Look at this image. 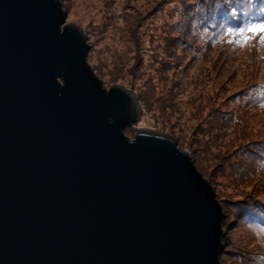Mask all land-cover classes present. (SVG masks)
Returning a JSON list of instances; mask_svg holds the SVG:
<instances>
[{
  "label": "water",
  "instance_id": "95a60500",
  "mask_svg": "<svg viewBox=\"0 0 264 264\" xmlns=\"http://www.w3.org/2000/svg\"><path fill=\"white\" fill-rule=\"evenodd\" d=\"M60 0H0V264H220L225 216L169 135L124 134Z\"/></svg>",
  "mask_w": 264,
  "mask_h": 264
},
{
  "label": "rangeland",
  "instance_id": "374dc122",
  "mask_svg": "<svg viewBox=\"0 0 264 264\" xmlns=\"http://www.w3.org/2000/svg\"><path fill=\"white\" fill-rule=\"evenodd\" d=\"M197 1L60 3L66 24L85 33L103 86L136 97L141 117L125 136L169 135L210 182L225 216L220 264H264L263 229L237 215L238 203L264 209V44L212 42L194 29L184 38L185 11Z\"/></svg>",
  "mask_w": 264,
  "mask_h": 264
},
{
  "label": "trees",
  "instance_id": "16d2710c",
  "mask_svg": "<svg viewBox=\"0 0 264 264\" xmlns=\"http://www.w3.org/2000/svg\"><path fill=\"white\" fill-rule=\"evenodd\" d=\"M185 14L189 18L183 26L185 29L182 33L184 38L190 35L188 29L191 32L194 29L199 30L206 36V39L212 42L219 43L222 40L231 39V37L236 42H241L244 37L238 34L229 36L227 29L233 28L238 32L251 24L264 22V0H198L194 9L186 10ZM251 41H255V44H262L260 37ZM255 47L260 48L257 45ZM259 91L263 94V88ZM262 151L263 146L260 153ZM237 206L239 219L250 221L251 224H258L264 231V209L260 207V204L246 206L244 203H238Z\"/></svg>",
  "mask_w": 264,
  "mask_h": 264
},
{
  "label": "snow or ice",
  "instance_id": "6c2138e0",
  "mask_svg": "<svg viewBox=\"0 0 264 264\" xmlns=\"http://www.w3.org/2000/svg\"><path fill=\"white\" fill-rule=\"evenodd\" d=\"M227 32H228L229 36L238 34L239 36L244 37L243 43H245V44H247L248 42H250L251 40H253L256 37H260L261 43L264 44V22L251 24L246 29L242 28V29L238 30V32H237V30H235L233 28H228ZM233 42H235V41H233Z\"/></svg>",
  "mask_w": 264,
  "mask_h": 264
}]
</instances>
